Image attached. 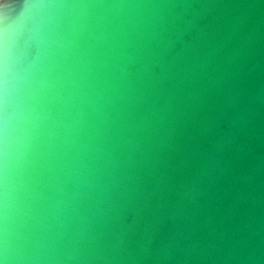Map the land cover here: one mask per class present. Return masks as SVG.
Here are the masks:
<instances>
[{"label": "water", "instance_id": "obj_1", "mask_svg": "<svg viewBox=\"0 0 264 264\" xmlns=\"http://www.w3.org/2000/svg\"><path fill=\"white\" fill-rule=\"evenodd\" d=\"M0 264H264V0H0Z\"/></svg>", "mask_w": 264, "mask_h": 264}]
</instances>
